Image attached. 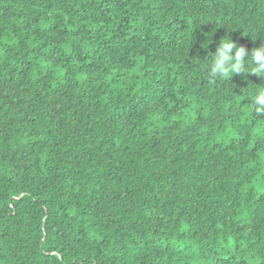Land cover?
<instances>
[{
  "label": "trees",
  "instance_id": "trees-1",
  "mask_svg": "<svg viewBox=\"0 0 264 264\" xmlns=\"http://www.w3.org/2000/svg\"><path fill=\"white\" fill-rule=\"evenodd\" d=\"M224 37L264 0H0V264H264V77L210 83Z\"/></svg>",
  "mask_w": 264,
  "mask_h": 264
},
{
  "label": "clouds",
  "instance_id": "clouds-1",
  "mask_svg": "<svg viewBox=\"0 0 264 264\" xmlns=\"http://www.w3.org/2000/svg\"><path fill=\"white\" fill-rule=\"evenodd\" d=\"M209 53L211 64L208 66L207 75L210 83H215L217 80H230L235 74L248 73L264 77V42L259 47L248 51L244 46H238L231 38L224 37L219 42L215 53ZM246 98L251 101V106L246 108L245 112L264 116V85L256 86Z\"/></svg>",
  "mask_w": 264,
  "mask_h": 264
}]
</instances>
